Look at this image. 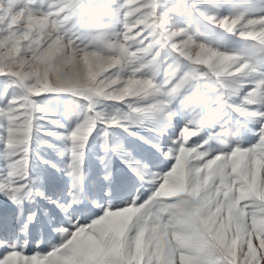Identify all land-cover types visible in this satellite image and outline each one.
Returning <instances> with one entry per match:
<instances>
[{"label":"snow or ice","instance_id":"1","mask_svg":"<svg viewBox=\"0 0 264 264\" xmlns=\"http://www.w3.org/2000/svg\"><path fill=\"white\" fill-rule=\"evenodd\" d=\"M0 264H264V0H0Z\"/></svg>","mask_w":264,"mask_h":264},{"label":"rangeland","instance_id":"2","mask_svg":"<svg viewBox=\"0 0 264 264\" xmlns=\"http://www.w3.org/2000/svg\"><path fill=\"white\" fill-rule=\"evenodd\" d=\"M243 42L239 41L235 38H233L229 44L228 47L232 48V49H240L242 46ZM135 131L139 132L140 135L143 136H148L150 135L147 131L137 128L135 129ZM58 143V142H57ZM120 143L124 144L125 147L129 150L132 151L133 155L140 157L142 155H144V153L147 150V145L142 144L140 141H137L134 137L128 136L127 134H124V137L120 140ZM42 147H46V146H42ZM49 156L51 158H55L54 155L49 151ZM35 160L33 158V160H30V163H34ZM116 165H119V175L121 177H130L131 173L128 171V169L120 163L119 160H115L114 162Z\"/></svg>","mask_w":264,"mask_h":264}]
</instances>
